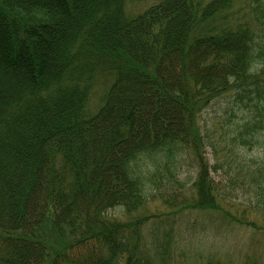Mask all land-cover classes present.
Wrapping results in <instances>:
<instances>
[{"label":"trees","instance_id":"16d2710c","mask_svg":"<svg viewBox=\"0 0 264 264\" xmlns=\"http://www.w3.org/2000/svg\"><path fill=\"white\" fill-rule=\"evenodd\" d=\"M134 1L0 0V264H170L140 220L108 213L178 184L186 159L193 209L222 212L219 170L258 177L264 208V154L245 153L264 152L251 1L160 0L130 16Z\"/></svg>","mask_w":264,"mask_h":264},{"label":"rangeland","instance_id":"374dc122","mask_svg":"<svg viewBox=\"0 0 264 264\" xmlns=\"http://www.w3.org/2000/svg\"><path fill=\"white\" fill-rule=\"evenodd\" d=\"M159 1L128 2L126 10L130 16H137ZM247 1H251L250 15L262 27L259 36L264 39V14L262 9L260 11L263 1L242 0L243 3ZM219 112L218 108H212L203 113V130L214 132L211 124L218 119ZM204 150L210 164H215L214 150L208 147ZM245 153L254 162L261 160L264 154L261 149L253 152L245 150ZM221 158L226 159L225 152ZM191 162L186 159L178 184L168 183L164 185L167 187L155 191L154 196L147 198L148 201L138 211L122 213L121 210H113L108 215L129 223L140 220L143 223V238L148 239L147 243L166 249L165 260L172 254L170 264H264V208L257 203L259 198L253 186V180L258 177H249L243 185L241 179H236V171L227 174L225 170H219L213 173L215 185L221 190L217 207L222 208V212L201 211L193 209L197 203L194 188L197 168ZM244 174L248 177L250 173ZM166 232L171 234V239H165ZM199 255L204 259H199Z\"/></svg>","mask_w":264,"mask_h":264},{"label":"bare ground","instance_id":"6f19581e","mask_svg":"<svg viewBox=\"0 0 264 264\" xmlns=\"http://www.w3.org/2000/svg\"><path fill=\"white\" fill-rule=\"evenodd\" d=\"M11 26H13V25H11ZM3 35H5V30H2V32H1ZM1 35V34H0ZM0 42H1V40H0ZM108 164L109 165H112V166H115V164H114V162H113V159L111 158V160H110V162H108Z\"/></svg>","mask_w":264,"mask_h":264}]
</instances>
